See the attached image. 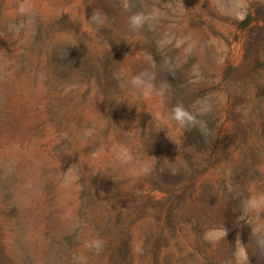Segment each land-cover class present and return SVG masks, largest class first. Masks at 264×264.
Returning <instances> with one entry per match:
<instances>
[{
	"label": "rangeland",
	"instance_id": "374dc122",
	"mask_svg": "<svg viewBox=\"0 0 264 264\" xmlns=\"http://www.w3.org/2000/svg\"><path fill=\"white\" fill-rule=\"evenodd\" d=\"M0 264H264V0H0Z\"/></svg>",
	"mask_w": 264,
	"mask_h": 264
},
{
	"label": "clouds",
	"instance_id": "9594fccd",
	"mask_svg": "<svg viewBox=\"0 0 264 264\" xmlns=\"http://www.w3.org/2000/svg\"><path fill=\"white\" fill-rule=\"evenodd\" d=\"M132 23L135 25H139L142 22V17L139 15L133 16L131 18ZM177 112V118L180 119L181 117L185 116L186 113H184L183 111H181L179 108L176 109Z\"/></svg>",
	"mask_w": 264,
	"mask_h": 264
}]
</instances>
